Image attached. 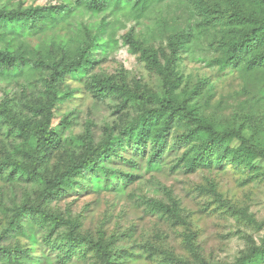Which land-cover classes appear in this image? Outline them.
I'll return each instance as SVG.
<instances>
[{
  "label": "rangeland",
  "instance_id": "obj_1",
  "mask_svg": "<svg viewBox=\"0 0 264 264\" xmlns=\"http://www.w3.org/2000/svg\"><path fill=\"white\" fill-rule=\"evenodd\" d=\"M62 3L72 7L66 21L37 35L14 36L7 32L0 38V48L23 54L30 62L62 57L76 49L87 31L101 34L107 42L86 77L68 75L60 84V89L70 96L53 110L52 127L58 133V141L43 159L42 173L52 176L77 160L83 148L76 139L89 138L94 143L109 136L122 139L117 126L121 114L118 102L114 97L94 96L89 87L92 75H117L130 86L139 83L147 92L163 94L160 76L140 53L131 49L127 36L162 55L164 51L169 54L167 45L173 34L190 32L185 48L173 62L176 93L181 98L190 96L188 102L219 127L238 130L264 150V85H260L264 70L246 72L234 68L221 74L213 61L222 55L232 27L224 18L205 26L197 8L198 3H203L210 9L216 5L220 11L228 12L234 6L222 0H162L140 15L132 8L133 1L126 6L111 3L101 12L74 5V0H0V7L27 9ZM236 5L241 10L255 6L245 1ZM47 72L27 64L22 74H0V108L6 106L20 117L39 121L40 116L33 117L30 108L46 96L43 79ZM201 82L202 89L192 96ZM129 116L131 112L124 114V118ZM27 146L35 147V140H29ZM168 146L161 168L151 172L143 170V158L140 170L110 162V167L138 174L120 193L91 191L84 186L69 187L60 195L49 196L43 182L25 172L32 166L18 153V149L26 147L22 137L0 122V162H11L0 169V264H162L166 255L196 264V255L186 242L189 235L202 259L213 264H233L264 236V173L254 176L229 161L188 172L178 161L182 146ZM124 148L121 144L118 152L131 156L130 148ZM17 164L24 167L14 168ZM80 180L77 178L76 182ZM154 201L173 211L160 212L153 207ZM36 206L78 222V231L88 240L99 241L102 246L109 244L111 258L105 263L103 252L93 246L87 249L86 244L79 245L71 258L52 250L44 243V236L50 233L54 238L66 228L56 229L50 219L46 228L38 225L31 218L32 213H37ZM21 207L34 211L28 209L18 223H13ZM241 212L255 222L250 223ZM26 232L35 233V243L30 242ZM21 246L31 248L28 257L7 261L9 254Z\"/></svg>",
  "mask_w": 264,
  "mask_h": 264
},
{
  "label": "trees",
  "instance_id": "obj_2",
  "mask_svg": "<svg viewBox=\"0 0 264 264\" xmlns=\"http://www.w3.org/2000/svg\"><path fill=\"white\" fill-rule=\"evenodd\" d=\"M133 1V3H132ZM162 0H74V5L83 6L93 12H101L113 4L123 6L132 3V8L138 15L144 13L153 3ZM240 1L254 4L251 10H241ZM234 6L228 12L215 8L210 9L203 3H198V11L205 26L216 24L221 18L228 19L232 32L225 41L222 55L214 59L221 74H227L234 68H241L246 72L264 70V0H222ZM236 5V6H235ZM72 7L70 4H54L36 6L27 9H12L0 7V38L4 33L11 32L15 35H37L48 28L66 21ZM191 37L190 32H178L169 40L167 49L169 54L145 48L136 41L126 37V42L131 49L140 53L161 78L163 94L147 92L139 83L130 86L117 75L89 77V87L98 99L114 97L118 102L120 136H109L100 143H94L89 138L76 139V143L82 144V153L77 160H73L66 167L54 173L52 176L40 171L41 163L46 154L58 141V133L52 127L54 108L70 95L60 89V84L66 76L82 79L98 62V54L105 50L107 42L101 34H91L89 31L78 41L74 50L67 51L62 57L52 60H36L33 62L23 54L12 50L0 48V74L19 75L24 72L25 66L32 65L47 70L44 81L46 96L38 104L33 105V117L40 116L39 121L27 117H20L8 107L0 108V122L8 125L9 130L22 137L26 147L18 149L23 157L29 160L32 168L25 172L32 173L43 182L45 193L49 196L60 195L69 187H88L91 191L122 192L126 183L136 179L138 174L124 171L121 165L132 170H140V159H145L143 170L151 172L161 168L168 145L182 146V153L178 159L188 172L198 168H211L213 164L221 166L223 161H229L243 167L254 176L264 173V150L250 143V139L243 133L227 127H219L214 121L202 115L196 105L188 101L190 96L181 98L176 93V83L173 79V62L175 57L185 48ZM264 85V78L262 84ZM203 87L201 82L192 91V96ZM130 110V111H129ZM128 112L131 116L124 118ZM182 129L181 132L178 130ZM35 140V147H28L27 142ZM121 139V140H120ZM174 140V142L172 141ZM124 145L130 148L131 156H125L118 152V147ZM124 148V149H125ZM126 151V149H125ZM118 159L120 162H118ZM8 160L0 162V169L10 165ZM211 166V167H210ZM24 167L23 164L14 166L16 169ZM80 178L79 182L76 179ZM154 208L160 212L173 211L169 207L154 201ZM28 207H21L15 213L13 223H18L20 216ZM31 218L41 227H47V219L54 223L56 229L59 226L66 230L59 231L56 237L52 234L44 236V243L52 250L62 252L67 258L76 253L81 244L103 252L102 260L105 263L111 258L109 244L102 246L99 241L88 240L78 231L79 223L62 219L57 215L36 206ZM243 216L250 222L255 220L244 212ZM178 218V217H177ZM54 231V228L53 230ZM31 243H35L36 235L26 232ZM189 248L196 255V264H213L201 258L197 247L193 244V236L186 238ZM29 249L15 248L10 253L7 261H16L28 257ZM162 264H189L178 260L173 255H166ZM225 264V263H217ZM233 264H264V236L259 244L252 243L248 250L240 255Z\"/></svg>",
  "mask_w": 264,
  "mask_h": 264
}]
</instances>
